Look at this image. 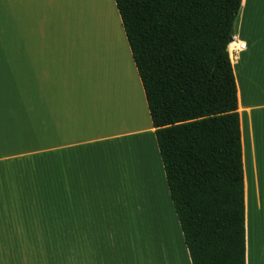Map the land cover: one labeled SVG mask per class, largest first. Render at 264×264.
Here are the masks:
<instances>
[{
  "label": "crops",
  "instance_id": "crops-1",
  "mask_svg": "<svg viewBox=\"0 0 264 264\" xmlns=\"http://www.w3.org/2000/svg\"><path fill=\"white\" fill-rule=\"evenodd\" d=\"M228 53L264 264V0H241ZM0 264H191L114 0H0Z\"/></svg>",
  "mask_w": 264,
  "mask_h": 264
},
{
  "label": "trees",
  "instance_id": "trees-1",
  "mask_svg": "<svg viewBox=\"0 0 264 264\" xmlns=\"http://www.w3.org/2000/svg\"><path fill=\"white\" fill-rule=\"evenodd\" d=\"M191 264H245L228 46L241 0H114Z\"/></svg>",
  "mask_w": 264,
  "mask_h": 264
},
{
  "label": "rangeland",
  "instance_id": "rangeland-1",
  "mask_svg": "<svg viewBox=\"0 0 264 264\" xmlns=\"http://www.w3.org/2000/svg\"><path fill=\"white\" fill-rule=\"evenodd\" d=\"M108 7L107 6H104V16L100 19V20H98V23H99V29H104V28H106V29H110L111 31L113 30L112 28H114L113 27V23H111V27H110V20H111V14H110V12H109V9H107ZM111 31L109 32V33H111ZM98 32V31H97ZM98 34V33H97ZM109 38H107V39H102V40H104L105 42L108 40ZM103 42V41H102ZM116 45L115 46V51L117 52V42L114 40V42L112 41V44L111 45ZM97 45V44H96ZM112 55H113V53H112ZM100 58V57H99ZM98 58V59H99ZM95 61H96V59H95ZM117 67L118 66H115V70H117ZM99 68V66H98V63L97 62H95L94 64H93V69L94 70H96V69H98ZM121 70V69H120ZM119 70V72H117V74H118V78H117V80H118V82L120 81V78H121V76H122V74H121V72L122 71H120ZM127 73V72H126ZM128 74V73H127ZM124 76V75H123ZM130 79V78H129ZM107 84V83H106ZM123 84H121V85H118L119 86V88H121V91L124 89L123 87L125 86V85H123ZM135 91H136V89H135ZM122 93L124 94V92L122 91ZM137 93V97H138V107H140L141 106V98H140V95H139V92L137 91L136 92ZM126 100H128L129 102H131V100H130V98L129 97H127L126 98ZM141 108V107H140ZM143 124V123H142Z\"/></svg>",
  "mask_w": 264,
  "mask_h": 264
},
{
  "label": "bare ground",
  "instance_id": "bare-ground-1",
  "mask_svg": "<svg viewBox=\"0 0 264 264\" xmlns=\"http://www.w3.org/2000/svg\"><path fill=\"white\" fill-rule=\"evenodd\" d=\"M108 9V8H107ZM128 75H130V73L128 74ZM129 78H130V76H129ZM132 80V79H131ZM131 86V85H130ZM133 88H132V86H131V90H132ZM133 92H135V99H136V101L138 100V97H137V93H136V91H133ZM137 104H139L138 103V101H137ZM139 106V105H138ZM143 125H144V123H143ZM155 166V165H154Z\"/></svg>",
  "mask_w": 264,
  "mask_h": 264
},
{
  "label": "built area",
  "instance_id": "built-area-1",
  "mask_svg": "<svg viewBox=\"0 0 264 264\" xmlns=\"http://www.w3.org/2000/svg\"><path fill=\"white\" fill-rule=\"evenodd\" d=\"M243 47H244V46L241 44V45H240V49H242Z\"/></svg>",
  "mask_w": 264,
  "mask_h": 264
}]
</instances>
